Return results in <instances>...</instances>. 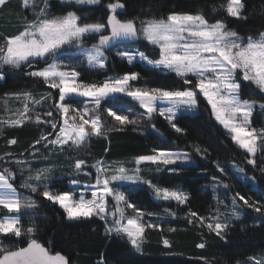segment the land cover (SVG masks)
Here are the masks:
<instances>
[{
  "label": "snow or ice",
  "instance_id": "obj_1",
  "mask_svg": "<svg viewBox=\"0 0 264 264\" xmlns=\"http://www.w3.org/2000/svg\"><path fill=\"white\" fill-rule=\"evenodd\" d=\"M10 2L0 0V13ZM102 3L103 0H20V9L30 11V15L16 20L15 32L0 33V81L19 73L50 90L38 98L27 89L5 93L6 98L21 103L22 109L17 108L8 118L0 117V126L18 128L26 122L35 123L40 132L23 151L0 154V209L7 213L0 215V264H71L37 236L40 227L36 210L42 201L58 206L69 221H102L105 237H119L136 252H143L147 230L162 229V224L168 222L166 217L175 218L177 212L171 207H165L163 213L146 211L133 197L147 191L157 201L175 202L178 208L186 205L189 193L179 185L163 186L161 174L170 173L178 179L182 170L198 167L192 153L175 141L171 147L164 146L167 137L156 126L157 116L175 133L183 134L185 129L178 126L180 119L199 118L200 105L206 101L204 111L209 119L243 150L247 165L259 167L264 174V127H253L251 119L257 108L264 113V30L241 35L228 27L226 18L210 22L202 11L193 14L170 9L167 14L129 17L127 5L120 0L105 6L106 21L101 17L89 22L92 6ZM222 7L227 17L247 19L243 0H227ZM89 38L95 41L90 46ZM144 41L146 50L141 51L135 45ZM106 53L133 66L138 60L145 71L172 83L157 87L138 84L140 73L131 70L86 82L83 71L106 69ZM40 64L43 66L37 67ZM245 89L249 92L247 98ZM125 97L142 111L126 108ZM45 104L47 111H35ZM104 113L115 121L112 127L107 126ZM142 122L151 125L161 140L149 154L121 161L101 157L91 164L82 158L93 137L109 140V133L124 131L129 125L136 131ZM6 143L17 145L18 140ZM188 147L207 158V148L198 144ZM33 161H39V166ZM214 163L220 174L211 175L216 206L207 216L189 208L183 218L189 225L207 228L209 233L225 239L232 221L245 215V206L264 218V204L246 199L240 192L233 194L232 185L223 179L226 165L219 159ZM129 164L135 166L128 167ZM231 169L238 178L255 181V177H247L243 161L231 162ZM144 171L157 175L146 177L142 175ZM17 172L21 177L19 185L15 182ZM93 174L94 181L82 183L81 177ZM221 189L224 199L216 195ZM226 199H230V205ZM168 231L175 229L169 227ZM5 239L9 242L5 243ZM161 243L165 248L172 247L162 234ZM196 247L205 248L206 241L202 239ZM99 264H104L103 256ZM244 264H264V255L250 256Z\"/></svg>",
  "mask_w": 264,
  "mask_h": 264
},
{
  "label": "trees",
  "instance_id": "obj_2",
  "mask_svg": "<svg viewBox=\"0 0 264 264\" xmlns=\"http://www.w3.org/2000/svg\"><path fill=\"white\" fill-rule=\"evenodd\" d=\"M109 2H116V0H103L100 6H92L89 22L100 20L101 17L106 21L105 6ZM120 2L127 5L126 11L129 17L141 15L143 18L144 13L149 15L153 13L156 15L167 14L170 9L193 14L202 11L210 22H214L215 19L226 18L225 22L228 27L238 31L241 35L246 36L254 34L257 30H264V0H243L246 20L227 17L226 10L222 7L226 6L227 0H120ZM214 8L216 9L215 12H213ZM56 11H59V9H56ZM85 11H88L87 7ZM8 13L13 14L14 17L11 18L14 19L5 18L12 22L22 17L26 12H18L16 8H13V12L12 9H8L6 14ZM18 14L19 17L16 16ZM4 20L0 19V33H10V30L3 26L5 25ZM91 41H93L92 38H89V42ZM138 47L141 51L146 50L142 44H139ZM106 54L109 55L106 69H88L82 72V78L86 82L100 81L105 76L123 75L131 70L140 73L141 79L138 84L147 83L152 87H157L161 83H172L170 79L161 80L155 77L152 72L145 71L139 62H136V65L133 66L129 65L127 61L121 62L112 53ZM42 66L43 64L37 65V67ZM22 89L31 90L37 94V98L40 94L50 91L47 85L34 83L22 74L10 75L6 81H0V117L8 118V113L11 115L17 108L22 106L21 103L6 98L5 93L21 91ZM51 91L55 92V90ZM248 95L249 92L245 89V98ZM56 99H58V95ZM5 100H7L9 108L7 113L5 108L2 107V102ZM125 100L128 101L124 105L126 108L141 111L134 103ZM204 105L205 103L200 105L201 115L199 118L192 121L180 119L178 126L185 129L183 134L175 133L162 117L157 116L155 118L157 121L156 126L167 137L164 146L171 147L173 146L172 142L175 141V144L180 148L192 153L198 167L182 170L178 179L170 173L161 174L163 179L160 180V183L163 186L173 187L179 185L185 192L189 193L190 199L186 205L178 208L175 202H156L147 191L133 197L136 203L146 211L163 213L165 207H171L177 212L175 218L166 217L168 222L162 224V229L147 230L143 252H136L126 241L121 240L119 237H105L102 221L96 218L85 221H69L58 206H52L50 203L43 201L36 210L39 213L37 221L40 231L37 236L40 241L52 249L53 253L60 252L65 255L71 264H99L101 256H103L104 264H237V261L244 263L250 256L260 257L264 255V218H261L259 213L246 206L244 208L245 215L240 220L232 221L225 239H220L214 233H209L207 228L202 229L195 225H189L183 218L189 208L204 216L209 215V210L214 208L215 200L213 199V190L210 188V183L212 174L220 175L214 163L217 159L226 165L229 179L225 176H223V179L226 183L232 185L231 192L233 194L240 192L246 199L250 197L252 201H259L264 204V174H261L259 167L253 168V166L247 165L243 151L232 144L230 138L223 134V130L213 120L209 119L208 112L204 111ZM47 109L48 105L45 104L35 111L43 113ZM104 116L107 126L112 127L115 121L111 117H107V113H104ZM44 118L47 119V117ZM252 126L257 129L264 127V113L260 112L258 108L254 111ZM39 132L40 128L35 123L26 122L25 126L18 128L0 126V154L5 151H23L28 143L38 138ZM108 135L109 140L103 137H93L86 145V150L82 152V158L86 159L89 164L94 159L101 157L107 161L131 160L137 155L149 154L154 145L161 143V140L156 138L151 125L143 122L136 131H133V126L129 125L124 131H113ZM13 138L18 140V144L8 146L7 140ZM191 144H198L202 148H207V158L196 155L192 148L188 147ZM105 148L109 149L107 153L104 151ZM233 161H243L245 173L255 177V187L248 182L236 179L229 172L228 166ZM33 163L39 166V161H33ZM147 174L149 173L143 172L144 176ZM156 175L154 171L150 173L152 177ZM19 176V172H17L15 181L17 185L20 182ZM81 180L82 183L88 182L86 177H81ZM142 187L146 188V186ZM20 191L24 192L25 190L20 189ZM216 195L224 198V190L217 192ZM239 203L243 204L242 201H239ZM0 215H2L1 212ZM150 219L156 220L155 217ZM24 224L27 226V217L24 218ZM169 227L174 228L175 231L169 232ZM161 234L169 239L172 247L165 248L162 245ZM202 239L206 241V247L199 249L196 244L200 243ZM8 242L5 239V243Z\"/></svg>",
  "mask_w": 264,
  "mask_h": 264
},
{
  "label": "rangeland",
  "instance_id": "obj_3",
  "mask_svg": "<svg viewBox=\"0 0 264 264\" xmlns=\"http://www.w3.org/2000/svg\"><path fill=\"white\" fill-rule=\"evenodd\" d=\"M19 5H20V0H11V2H10V4H9V6H8V8L7 9H5L4 10V12H2V13H0V19H5L4 20V24L5 25H3L4 27H7L9 30H10V33H13V32H15L16 31V24H15V22H16V20L18 19H16L15 21H12V22H10V21H8L9 19H6L5 17H14V16H12L10 13H8V14H6L7 13V11H8V9H12V12H13V8H16L17 9V11L19 12V11H22L21 9H20V7H19ZM24 15H30V11L29 12H26ZM17 17H19V14L18 15H16ZM15 16V17H16ZM19 18H21V17H19ZM11 19H14V18H11ZM95 41L93 40V41H91V42H89V46L91 45V43H94ZM125 43H132V42H125ZM147 42L146 41H144V42H139L138 44H136L135 46H138L139 44H142V45H145ZM137 62H139L138 60H137ZM140 63V62H139ZM81 100H83V99H85V98H80ZM125 99H127V100H129V101H131L130 100V98H128V97H125ZM201 100H203V98L201 97ZM132 102V101H131ZM132 103H134L135 104V102H132ZM203 103H205L206 104V101H204ZM8 103L6 104L5 103V101H3L2 102V107L3 108H7L8 109V112H9V108H8ZM136 107L138 108V105H136ZM19 108H21L22 109V106L21 107H19ZM139 109V108H138ZM139 110H141L142 111V109H139ZM209 111H210V109H209ZM39 112V111H38ZM8 116L10 115V113H8L7 114ZM33 116H35V114H33ZM252 119V118H251ZM214 121V120H213ZM215 122V121H214ZM217 125V124H216ZM217 126H219V125H217ZM220 127V126H219ZM50 130V129H49ZM241 151H243V150H241ZM259 155V154H258ZM135 165L134 164H129L128 165V167H134ZM228 170H229V172L236 178V179H238V180H240V181H242V182H248V183H250V184H252V186H256V183L254 182V181H251V180H246V179H243V178H238V174H236V173H234V171L231 169V164L228 166ZM145 172H148V171H145ZM93 173H94V170H93ZM149 174H147L146 175V177H149L150 176V172H148ZM19 175H20V173H19ZM142 175H143V173H142ZM241 176L243 175V174H240ZM247 175V174H246ZM20 177V176H19ZM225 177H227V179H229V177H228V175H226ZM247 177H251V176H249V175H247ZM87 179H88V181L89 180H93L94 181V174H93V176L92 177H86ZM20 179H21V177H20ZM20 183V182H19ZM129 187H135L134 185H128ZM142 186H145V185H142ZM141 186V187H142ZM210 188H211V186H210ZM212 189V188H211ZM223 189H221L220 191H218V192H221ZM26 195H27V193H26ZM221 199H224V198H222V197H220ZM152 199H154L153 197H152ZM154 201H156V202H161V201H157V200H155L154 199ZM243 202V201H242ZM225 203H227V204H229L230 205V199H228V200H225ZM216 206V201H215V204H214V207ZM251 210H253L252 208H250ZM221 211H225V209L223 208V206H221ZM0 212L2 213V214H7L6 213V211L5 210H2V209H0ZM168 218H170V217H168ZM67 219V218H66ZM171 219V218H170ZM261 219V218H260ZM168 220V219H167ZM234 221V220H233ZM241 264H244V263H241Z\"/></svg>",
  "mask_w": 264,
  "mask_h": 264
}]
</instances>
